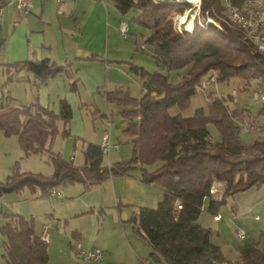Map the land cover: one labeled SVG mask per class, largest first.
I'll return each mask as SVG.
<instances>
[{"label":"trees","instance_id":"obj_1","mask_svg":"<svg viewBox=\"0 0 264 264\" xmlns=\"http://www.w3.org/2000/svg\"><path fill=\"white\" fill-rule=\"evenodd\" d=\"M112 1L122 14L132 8L148 9L151 33L147 41L153 47L155 62L166 71L186 67V72L177 82H171L159 70L133 65L141 79L139 97L121 89L105 92L106 101L117 105L125 120L121 133L132 142L131 157L110 164L103 163L104 153L96 143H85L82 166H75L47 148L57 133V121L67 123L70 118L66 101L60 102L58 113L38 103L0 106L3 134L15 135L24 155L47 150L53 165L49 175L13 168L0 181V195L25 188L46 194L49 188L61 184H92L138 168L141 181L163 190L155 208L140 206L129 219L151 248L148 264H264V237L240 245L238 258L232 260L211 240V230L197 222L205 199H209V211L215 213L226 196L264 185V139L250 144L240 142L236 121L240 111L229 105L234 101L231 94L212 96L213 91L206 90V111L197 108L191 115L181 114L199 90L201 80L212 73L216 82L237 77L244 81L257 78L258 84L264 83V59L237 28L219 29L212 23L204 27L195 23L191 30L176 31L171 17L180 2ZM228 1L236 5L241 2ZM225 8L221 0H200L202 14L204 10L222 13ZM22 68L33 74L36 85L62 69L47 58L5 64L9 74ZM172 106L178 108L176 114L169 113ZM259 108L264 113V106ZM241 113L250 119L247 109H241ZM209 123L219 132L218 140L211 138ZM214 181L221 183L220 199L209 192ZM3 215L6 220L0 225V235L6 264H50L47 243L35 232L33 218L12 212Z\"/></svg>","mask_w":264,"mask_h":264},{"label":"crops","instance_id":"obj_2","mask_svg":"<svg viewBox=\"0 0 264 264\" xmlns=\"http://www.w3.org/2000/svg\"><path fill=\"white\" fill-rule=\"evenodd\" d=\"M227 1L221 0L222 5L224 6ZM0 3L6 5V0H0ZM15 10L13 14L11 12L14 22L11 31L0 39V55L3 65L27 59L47 58L55 65L62 67L59 72L40 85L34 83L33 74L26 69L22 68L14 72L19 73L16 76L17 84H23L24 91L28 93L27 103H38L58 113L60 102L62 100L67 102L70 108V118L67 123L60 119L57 121L59 124L61 122L59 129L57 124V133L59 131L67 138H72L74 147L77 140L81 141L82 156L79 160L82 162L73 164L82 166L84 164L83 148L86 142L100 144L101 137L105 132L112 141L118 142L116 140L118 133L125 124L122 117L115 119L114 110L120 114L119 108L114 109L113 106L117 105L106 101L105 92L121 89L130 95V89L138 87L139 84L142 91L141 79L132 67L135 65L144 68L143 62L135 60V55L138 53L137 40L134 39L132 43L124 39L125 37H122L123 39L118 37V21L124 20V18L118 15L119 11L113 1L111 4L108 0H65L61 3L54 0H33L28 12L23 13ZM2 12L6 18L9 17L10 11L1 10ZM147 26L150 28V24ZM130 28L129 26L128 29ZM145 42L149 44L147 39ZM147 49L153 53V48L148 47ZM140 61L143 60L140 58ZM89 113L94 118L92 121L88 118ZM96 116H100V122L95 118ZM64 130L67 132L65 133ZM52 142L53 138L49 143ZM119 150V147L118 149L111 148L107 152V164L129 159L122 158L125 153L122 154ZM72 157L67 160L72 162L75 160L74 152ZM76 182L82 184L83 192L93 194L99 190L101 195L105 198H112V201H116L117 204L125 197L126 185L136 189L140 196L147 194L139 199L143 201L150 199L149 204L141 202V200L138 202L141 203L140 206L149 207L148 205H153L163 196L162 188L157 189V187H153L156 185L140 180V172L138 174H134L132 171L128 174H115L92 184ZM216 188L221 191V183ZM23 190L1 194L0 198H9V200L4 201L3 199L2 205L4 204V206H1L0 202V212H7L2 207L10 205L12 213H18L34 220V217L37 216L35 209L37 206H31L30 201L34 200L33 202L36 201V204L39 205L46 203L45 200L41 203L40 199H37L46 194L37 193L38 189L35 188L27 189L30 195L28 194L22 199L17 198L18 194H13L22 193ZM125 201L133 203L137 200ZM91 203L84 200L85 205ZM208 203L209 199L207 198L203 202V209L197 222L211 230V240L220 246L222 252L224 248L228 250L230 247L238 253L237 248L240 245L250 242H242V239L237 237L236 229L238 227L245 229L246 237L244 239L250 238L252 235L257 238V235L264 234V193L257 196L251 204L255 208V213L252 212V224H248L246 217L240 224L233 223L236 214H232L231 211L235 210L236 206L229 207L227 203H224L215 213H212L208 209ZM215 215H219V218L215 219ZM34 229L40 235L43 227L41 225V228L38 226ZM71 237L81 238L80 231L73 230ZM251 240L254 241V238ZM69 244L71 245V242ZM83 246L88 247L85 244ZM90 246L97 247L94 242H91ZM150 252L148 254L146 251L142 252L144 255L139 257L141 264H145L143 260H148ZM110 254L104 261H112V254Z\"/></svg>","mask_w":264,"mask_h":264},{"label":"rangeland","instance_id":"obj_3","mask_svg":"<svg viewBox=\"0 0 264 264\" xmlns=\"http://www.w3.org/2000/svg\"><path fill=\"white\" fill-rule=\"evenodd\" d=\"M108 1L112 4L111 0ZM180 3L182 4L179 6V9L175 11L173 18L177 27L182 24L186 10H188L190 14L196 11V8L192 7L189 2L182 1ZM1 4L2 3H0V13L1 10H4L10 11V14L8 18H6L3 12L0 15V39L11 31L14 25L11 12L13 14L14 11H16L9 0H6V5ZM117 13L128 23V27H131L128 29L127 36L124 39L132 43L134 39L137 40L138 53L135 55V60L137 62H143L144 64L142 66H144V69L148 71L159 70L167 74L171 82H177L180 76L186 72L187 68L184 67L166 71L163 67L156 64L152 57V51L147 49L148 47L153 48L145 42L151 32V29L147 26L151 24L148 9L132 8L126 14ZM117 35L121 37L118 31ZM140 58L143 61H140ZM17 74L19 73L10 72L9 74L6 72L0 55V106L4 104H8L9 106L31 104L26 101L28 93L24 91L23 84H17ZM256 79L257 78H251L249 81H244L237 77H231L227 81L213 83L207 89H199L191 96L189 106L182 110L181 114L185 116L191 115L197 108H203L206 111L209 100L206 95V90L213 91L212 96L231 94L234 101L229 105L240 111L236 116V121L239 124L238 136L240 142L243 144H250L256 139H264V113L259 112V105L251 97V90L258 84ZM129 93L132 96L139 97L142 94L140 84L138 87L130 89ZM54 108L57 109L56 107ZM113 108L117 109V106H113ZM243 108L247 109L250 116L249 120L241 113V109ZM177 112L178 108L176 106L169 108L170 114H176ZM114 114L115 119L121 117L119 113H116V110H114ZM88 118L91 121L94 119L90 113ZM95 118L100 122V116H96ZM246 123L248 124V129L243 127ZM57 124L59 129L61 122L60 124L57 122ZM207 127L211 138L213 140H218L220 135L217 129L210 123L207 124ZM116 140L119 143L120 153H125L122 158H130L132 154V142L121 133V130ZM80 142V140H77L76 146L74 147L73 139L67 138L58 131L55 137H53V142L51 144L48 142L47 148L51 151L58 152L61 157L66 160L73 158L72 154L74 152L75 160L73 163L76 164L82 162V160H79L82 156ZM103 163L107 164V153L103 155ZM13 168L18 172H37L45 175H49L53 172V165L48 159L47 150L24 155L17 137L15 135L5 136L0 130V181H4L12 172ZM131 171L134 174L139 173L138 168H134ZM153 187L160 189V186L157 185ZM56 189L60 191L62 195L61 199L56 198L50 200L45 195L39 196L37 199H40L41 203L45 200L46 203L39 205L36 204V201L33 202L34 200L30 201L31 206L36 205L38 207L35 208L37 210V216L34 217L33 220L34 227L37 228L40 226L41 228L42 225V227L46 226L48 228L49 236L46 242L50 264H81L74 252V247L78 242L88 247L91 242H94L97 247L104 251L103 258L95 264H141L139 257L144 255L142 252L146 251V254H148L151 251V248L144 238L136 231L134 224L129 221L132 214L136 213L140 207L141 203L138 202L142 199L139 198L147 196V194L140 196L136 189L126 185L125 197L117 204L116 201H112V198H105L101 195L99 190H96L93 194H90V192H83L82 184L79 182L61 184L57 186ZM38 192L37 190V193ZM149 193H151V191H149ZM261 193H264V185L260 187H250L225 197L224 203H227L229 207L236 206V209L231 211L232 214H236L233 218L234 224L235 222L240 224L244 217L247 218L246 221L248 224H252V212L255 213V208H253L251 204ZM13 194H18L19 197L17 198L19 199H22V197L28 194L30 195L27 189H24L22 193ZM3 199L4 201L9 200V198ZM3 199L0 198L1 206H4V204L2 205ZM84 200L92 203L90 205H85ZM125 200L137 201L127 203ZM149 200L150 199H146L141 202H147V204H149ZM157 204L158 201H155L153 205L148 206L155 208ZM2 208L9 213L11 212L10 205L9 207L5 206ZM2 215L3 212H0V225L6 220L5 216ZM73 230L80 231L81 238H72L71 232ZM257 236L256 238V236L252 235L250 238L242 239L241 241L251 242L253 238L254 240H258L260 236L264 237V234H259ZM69 242H71V245ZM223 252L231 259H235L238 256V253L234 252L230 247L228 250L224 248ZM109 254L112 257V261H104ZM0 264H6L1 235Z\"/></svg>","mask_w":264,"mask_h":264},{"label":"built area","instance_id":"obj_4","mask_svg":"<svg viewBox=\"0 0 264 264\" xmlns=\"http://www.w3.org/2000/svg\"><path fill=\"white\" fill-rule=\"evenodd\" d=\"M58 3H61L65 0H54ZM161 1V0H154ZM180 2L184 0H179ZM14 8L26 13L29 11L32 6L33 0H10ZM192 7L196 8L194 13L190 14L192 25L195 23L205 26L207 23H212L215 27L222 29L227 26L230 28L240 29L246 39H248L262 59H264V0H241L239 4H232L230 1L225 3V10L220 12L210 13L209 10H204L203 14L200 10V0L194 2H189ZM173 24V16L171 17ZM173 28L174 25H173ZM118 34L121 37H126L128 32L127 22L123 19L118 21L117 25ZM177 31H182L180 29H175ZM216 83L215 73L210 74L208 77L201 80L198 85L199 89H207L211 84ZM252 99L259 105L264 106V83L257 84L251 90ZM245 129H248V124L243 125ZM100 148L103 153H107L111 148L118 149L119 144L116 141H112L108 134L105 132L100 141ZM219 181H214L209 189L210 194L220 199L221 191L217 189ZM49 199L61 198L62 195L58 189L51 187L46 193ZM177 207L180 206L179 203H176ZM215 219L219 218V215L214 216ZM236 235L240 239L246 237V231L243 227H238L236 229ZM40 239L44 242L48 240V228L43 226L41 234L39 235ZM74 252L79 258L81 264H95L99 262L104 255L103 250L96 246L86 247L78 242L74 247ZM145 264H148V261H145Z\"/></svg>","mask_w":264,"mask_h":264},{"label":"bare ground","instance_id":"obj_5","mask_svg":"<svg viewBox=\"0 0 264 264\" xmlns=\"http://www.w3.org/2000/svg\"><path fill=\"white\" fill-rule=\"evenodd\" d=\"M176 1H179V0H176ZM186 2H194L196 0H184ZM186 21V22H184ZM193 27L192 25V21H191V18L189 17L188 15V10L185 11V17H184V20L182 21V24L179 26L178 25V29L180 30H191Z\"/></svg>","mask_w":264,"mask_h":264}]
</instances>
